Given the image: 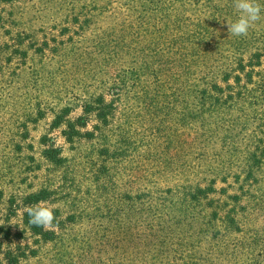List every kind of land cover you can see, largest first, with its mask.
I'll use <instances>...</instances> for the list:
<instances>
[{"label":"rangeland","instance_id":"374dc122","mask_svg":"<svg viewBox=\"0 0 264 264\" xmlns=\"http://www.w3.org/2000/svg\"><path fill=\"white\" fill-rule=\"evenodd\" d=\"M256 2L0 0V264H264Z\"/></svg>","mask_w":264,"mask_h":264},{"label":"clouds","instance_id":"9594fccd","mask_svg":"<svg viewBox=\"0 0 264 264\" xmlns=\"http://www.w3.org/2000/svg\"><path fill=\"white\" fill-rule=\"evenodd\" d=\"M234 7L238 16L233 22L226 21L227 31L234 36H246L249 28L261 18L262 8L256 0H234ZM24 212L29 216L31 224L45 229H50L54 226L53 221L56 217L53 209L46 204L38 203L25 206Z\"/></svg>","mask_w":264,"mask_h":264},{"label":"trees","instance_id":"16d2710c","mask_svg":"<svg viewBox=\"0 0 264 264\" xmlns=\"http://www.w3.org/2000/svg\"><path fill=\"white\" fill-rule=\"evenodd\" d=\"M29 198H30V200H32L31 203L36 201L35 200L36 197L33 198V196H30ZM26 216H27V221L29 223L30 228L32 230L36 231V232H41L42 231V227L36 226L34 224H31L29 222V220H30L29 216L27 214H26ZM6 258H8L9 264H13V262H16V260H17V258H15L14 256H12L10 254H7V257Z\"/></svg>","mask_w":264,"mask_h":264}]
</instances>
